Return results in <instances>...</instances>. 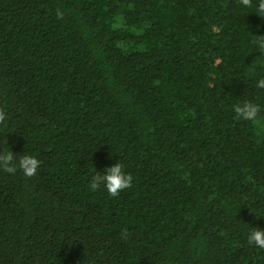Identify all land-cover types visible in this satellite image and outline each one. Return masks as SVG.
Instances as JSON below:
<instances>
[{
    "label": "trees",
    "instance_id": "16d2710c",
    "mask_svg": "<svg viewBox=\"0 0 264 264\" xmlns=\"http://www.w3.org/2000/svg\"><path fill=\"white\" fill-rule=\"evenodd\" d=\"M259 3L0 0V149L41 161L0 170V264H264Z\"/></svg>",
    "mask_w": 264,
    "mask_h": 264
},
{
    "label": "clouds",
    "instance_id": "9594fccd",
    "mask_svg": "<svg viewBox=\"0 0 264 264\" xmlns=\"http://www.w3.org/2000/svg\"><path fill=\"white\" fill-rule=\"evenodd\" d=\"M245 8L252 7V0H241ZM256 13H264V0H260ZM58 15L62 13L58 12ZM253 46L264 56V35H254ZM255 86L258 89H264V75L256 79ZM232 110L235 117L239 120L256 122L261 111V106L252 100H244L241 103L234 104ZM6 119L5 112L0 109V121ZM41 166V161L35 154L14 153L11 148L8 150L0 149V170L9 174L21 173L25 178L34 176ZM101 174H94L91 177L89 188L93 191L103 187L110 196H118L122 190L132 186L133 176L125 170L122 162L118 161L112 166L106 167ZM264 216V215H261ZM247 240L250 245L258 249H264V228L251 227L247 232Z\"/></svg>",
    "mask_w": 264,
    "mask_h": 264
}]
</instances>
